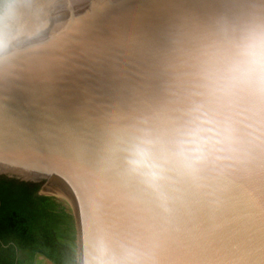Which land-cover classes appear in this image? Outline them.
<instances>
[{
    "label": "water",
    "instance_id": "1",
    "mask_svg": "<svg viewBox=\"0 0 264 264\" xmlns=\"http://www.w3.org/2000/svg\"><path fill=\"white\" fill-rule=\"evenodd\" d=\"M257 25L264 0L0 10V176L68 201L78 264H264V93L224 79Z\"/></svg>",
    "mask_w": 264,
    "mask_h": 264
},
{
    "label": "trees",
    "instance_id": "2",
    "mask_svg": "<svg viewBox=\"0 0 264 264\" xmlns=\"http://www.w3.org/2000/svg\"><path fill=\"white\" fill-rule=\"evenodd\" d=\"M41 185L0 176V264H78L71 207Z\"/></svg>",
    "mask_w": 264,
    "mask_h": 264
},
{
    "label": "clouds",
    "instance_id": "3",
    "mask_svg": "<svg viewBox=\"0 0 264 264\" xmlns=\"http://www.w3.org/2000/svg\"><path fill=\"white\" fill-rule=\"evenodd\" d=\"M224 79L249 84L257 93H264V27L257 25L248 31ZM131 163L135 165L137 161L133 159Z\"/></svg>",
    "mask_w": 264,
    "mask_h": 264
},
{
    "label": "snow or ice",
    "instance_id": "4",
    "mask_svg": "<svg viewBox=\"0 0 264 264\" xmlns=\"http://www.w3.org/2000/svg\"><path fill=\"white\" fill-rule=\"evenodd\" d=\"M100 7H103L105 9H108L110 7V4L104 3L100 5ZM130 43L126 38L121 39V40H113V41H108L106 42L105 48L101 49L102 54H109L111 51L119 49L121 47H124L126 44ZM248 259H252V256L247 257ZM260 258L262 261H264V251L261 252Z\"/></svg>",
    "mask_w": 264,
    "mask_h": 264
},
{
    "label": "rangeland",
    "instance_id": "5",
    "mask_svg": "<svg viewBox=\"0 0 264 264\" xmlns=\"http://www.w3.org/2000/svg\"><path fill=\"white\" fill-rule=\"evenodd\" d=\"M9 0H0V10L4 7V5L8 2ZM41 193H47V194H52L49 191H47L44 188H41ZM37 260L40 262V264H52L50 261L43 259L42 257H37Z\"/></svg>",
    "mask_w": 264,
    "mask_h": 264
}]
</instances>
